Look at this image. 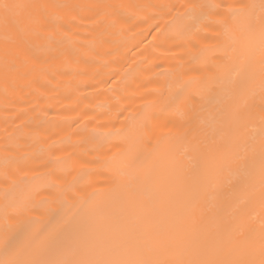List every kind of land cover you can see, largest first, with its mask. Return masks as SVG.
Returning <instances> with one entry per match:
<instances>
[{
	"label": "bare ground",
	"instance_id": "6f19581e",
	"mask_svg": "<svg viewBox=\"0 0 264 264\" xmlns=\"http://www.w3.org/2000/svg\"><path fill=\"white\" fill-rule=\"evenodd\" d=\"M0 264H264V0H0Z\"/></svg>",
	"mask_w": 264,
	"mask_h": 264
}]
</instances>
